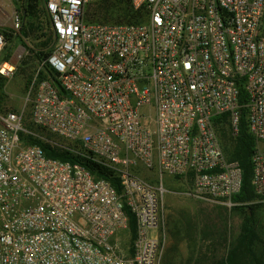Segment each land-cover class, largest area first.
<instances>
[{
	"label": "built area",
	"instance_id": "obj_1",
	"mask_svg": "<svg viewBox=\"0 0 264 264\" xmlns=\"http://www.w3.org/2000/svg\"><path fill=\"white\" fill-rule=\"evenodd\" d=\"M99 1H43L52 50L27 104L50 139L25 125L24 109L0 115V264H161L163 177L190 175L194 198L238 205L241 171L213 120L226 115L236 136L241 109L264 202V0H127L141 23L86 22ZM6 48L0 33V56ZM14 70L0 64L1 76ZM29 136L108 170L120 192Z\"/></svg>",
	"mask_w": 264,
	"mask_h": 264
},
{
	"label": "rangeland",
	"instance_id": "obj_2",
	"mask_svg": "<svg viewBox=\"0 0 264 264\" xmlns=\"http://www.w3.org/2000/svg\"><path fill=\"white\" fill-rule=\"evenodd\" d=\"M15 3L16 0H0V30H11L15 35H18L24 21L22 20L18 30L12 29L14 18L17 15L19 18L21 17V13L16 11ZM39 9L42 22V28L37 33L39 40H35L33 37L14 39L13 42L7 43V49L0 56V64L11 61L15 65L12 75L3 76L6 78V83L3 89L4 100L0 115L5 112L20 113L24 109L25 125L31 126L32 129L28 128L40 137L50 139L49 136L31 125L30 107L27 104L29 97L27 84L33 78L40 64L30 49L38 50L37 47L33 46H38L48 37L52 41L48 46L50 49L53 43L43 2L39 5ZM6 55L8 59L1 62ZM217 137L219 140L218 134ZM142 171L144 172V175H141L143 178L150 174L154 176L145 169ZM188 178L189 176L180 179L163 177L162 180L165 189L163 196L165 250L161 264H210L215 259H221L226 255L230 244L240 233L242 218L234 211V208L228 209L220 202L212 199L194 198L191 195L193 182H188ZM255 203L260 205L257 208L256 216L261 239L264 242V202ZM260 252L264 256V244Z\"/></svg>",
	"mask_w": 264,
	"mask_h": 264
},
{
	"label": "trees",
	"instance_id": "obj_3",
	"mask_svg": "<svg viewBox=\"0 0 264 264\" xmlns=\"http://www.w3.org/2000/svg\"><path fill=\"white\" fill-rule=\"evenodd\" d=\"M43 1L44 0H16V11L19 12V14L21 13V23L22 20L24 23L18 35H15L11 30H0V33L4 36L7 43H11L14 39L19 38L26 39L33 37L35 40H39V35L37 33H39L42 28L39 5ZM144 15L145 12L142 10L134 11L127 0H103L91 3L87 6L85 21L88 23L139 24L142 22L141 19ZM51 42V38L48 37L45 41L40 42L38 46H33L37 47L38 50L34 48L30 49L35 59L41 62L51 53L52 49L48 47ZM7 59L8 56L6 55L1 62ZM41 77L42 75H40V78ZM30 81H28L27 87ZM5 83L6 78L0 75V109L4 100L3 89ZM245 101L246 95L241 92L240 103H245ZM246 114V109L240 110L238 134L234 137L231 135L228 117L226 115L216 117L213 120L214 128L219 136L220 145L226 160L228 162H236L241 171V187L239 192L233 196L232 201L238 204L234 207V211L240 215L242 223L240 225V233L234 242L230 244L226 255L221 259H215L210 264H264V256L260 252L264 242L261 239L256 216L257 208L260 205L255 203L259 200L252 185L253 166L251 158L254 153L256 142L248 130ZM28 127L31 128V126ZM23 139L25 143L29 145H38L41 147L45 156L48 158L82 165L95 179L108 180L117 193L120 192L118 180L113 178L112 173L108 170L92 162L83 161L69 152L51 147L49 144L37 138L29 136L23 137ZM175 178L180 179L181 177ZM190 181H192V178L189 175L188 182ZM127 215L129 217L131 235L132 238H134V218L130 214Z\"/></svg>",
	"mask_w": 264,
	"mask_h": 264
},
{
	"label": "water",
	"instance_id": "obj_4",
	"mask_svg": "<svg viewBox=\"0 0 264 264\" xmlns=\"http://www.w3.org/2000/svg\"><path fill=\"white\" fill-rule=\"evenodd\" d=\"M22 50H24V48H21Z\"/></svg>",
	"mask_w": 264,
	"mask_h": 264
},
{
	"label": "bare ground",
	"instance_id": "obj_5",
	"mask_svg": "<svg viewBox=\"0 0 264 264\" xmlns=\"http://www.w3.org/2000/svg\"><path fill=\"white\" fill-rule=\"evenodd\" d=\"M21 52V51H20Z\"/></svg>",
	"mask_w": 264,
	"mask_h": 264
}]
</instances>
